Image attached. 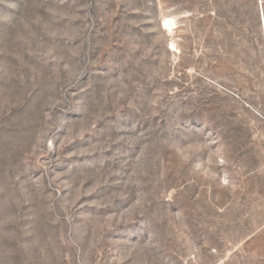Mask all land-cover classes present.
<instances>
[{
  "label": "rangeland",
  "instance_id": "rangeland-1",
  "mask_svg": "<svg viewBox=\"0 0 264 264\" xmlns=\"http://www.w3.org/2000/svg\"><path fill=\"white\" fill-rule=\"evenodd\" d=\"M0 264H264V0H0Z\"/></svg>",
  "mask_w": 264,
  "mask_h": 264
},
{
  "label": "bare ground",
  "instance_id": "bare-ground-1",
  "mask_svg": "<svg viewBox=\"0 0 264 264\" xmlns=\"http://www.w3.org/2000/svg\"><path fill=\"white\" fill-rule=\"evenodd\" d=\"M176 27L175 19L172 17H167L163 19L162 22V29L167 32L171 33ZM170 48L173 50L174 45L171 43Z\"/></svg>",
  "mask_w": 264,
  "mask_h": 264
}]
</instances>
